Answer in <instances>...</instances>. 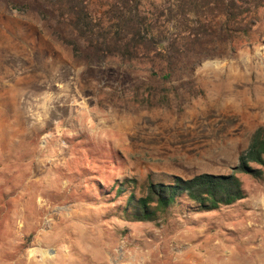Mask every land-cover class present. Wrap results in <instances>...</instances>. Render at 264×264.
<instances>
[{"label":"rangeland","instance_id":"rangeland-1","mask_svg":"<svg viewBox=\"0 0 264 264\" xmlns=\"http://www.w3.org/2000/svg\"><path fill=\"white\" fill-rule=\"evenodd\" d=\"M257 17L251 42H208L162 99L145 66L74 57L60 28L0 0V264H264V168L237 174L231 206L153 223L124 219L111 193L235 172L264 136Z\"/></svg>","mask_w":264,"mask_h":264},{"label":"trees","instance_id":"trees-1","mask_svg":"<svg viewBox=\"0 0 264 264\" xmlns=\"http://www.w3.org/2000/svg\"><path fill=\"white\" fill-rule=\"evenodd\" d=\"M7 1L60 28V40L74 57L91 63L114 59L130 67L145 66L150 76L144 85L150 95L170 86L177 72L204 58L207 50L203 46L208 42H251L258 11L264 7V0ZM168 92L165 89L159 95L164 99ZM252 165L264 168L261 130L251 136L231 175L169 177L160 182L149 180L140 187L132 180L116 183L111 193L115 201H122V216L130 222L153 223L173 213H208L245 198L237 174L261 178L262 170Z\"/></svg>","mask_w":264,"mask_h":264}]
</instances>
